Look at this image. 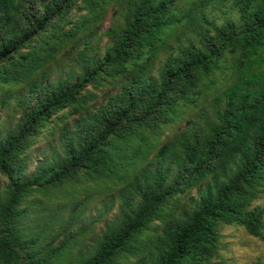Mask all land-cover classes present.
<instances>
[{
  "label": "trees",
  "instance_id": "obj_1",
  "mask_svg": "<svg viewBox=\"0 0 264 264\" xmlns=\"http://www.w3.org/2000/svg\"><path fill=\"white\" fill-rule=\"evenodd\" d=\"M2 110L0 264L264 240V0H0Z\"/></svg>",
  "mask_w": 264,
  "mask_h": 264
},
{
  "label": "rangeland",
  "instance_id": "obj_2",
  "mask_svg": "<svg viewBox=\"0 0 264 264\" xmlns=\"http://www.w3.org/2000/svg\"><path fill=\"white\" fill-rule=\"evenodd\" d=\"M111 16L107 15L101 30L108 27ZM5 125L9 123V117L5 110L0 111V121ZM43 145V142L36 141L31 149ZM264 204V197L259 200ZM223 237L220 255L215 259L216 264H264V240L253 237L241 228L233 225H225L222 229ZM264 234V232H263Z\"/></svg>",
  "mask_w": 264,
  "mask_h": 264
}]
</instances>
